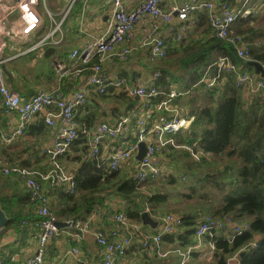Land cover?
<instances>
[{"label":"built area","instance_id":"built-area-1","mask_svg":"<svg viewBox=\"0 0 264 264\" xmlns=\"http://www.w3.org/2000/svg\"><path fill=\"white\" fill-rule=\"evenodd\" d=\"M64 1L65 7L57 9L63 19L56 23L48 0H44L45 11L41 9V0H0V113L9 119L17 116V124L10 127L13 138L23 137L37 118H42L52 131L51 141L41 151L51 164L46 173L21 168L0 157V175L15 179L26 189L40 217L30 227L27 222L21 226L38 239L37 251L26 260V264H63L66 259L80 260V245L87 235L93 237L102 251L100 264H117L123 260L136 237L141 240L142 250H152L161 259L176 256L180 264H193L194 255H197L206 263L213 262L217 243L221 239L232 245L237 238L251 231L248 220H218L199 212L195 242L187 248L176 245L165 247L164 237L183 233L182 218L179 216H161L156 219L157 228L151 230L130 220L125 211L127 204L121 201L120 205L113 202L106 207L98 205L86 218L69 219L65 221L66 227L59 228L57 223L61 221L50 208V195L63 185L67 186L69 193H76L74 178L60 160L68 155L81 135L86 139L87 159L95 161L109 174L118 173L126 164H132L129 176H133L143 189L164 176L168 167L167 157L172 154V149L189 152L198 164L209 160L211 154L198 149V144L179 145L176 141V136L189 131L196 120L191 105L179 102L180 97L191 94L193 88L182 90L183 84L177 82L171 83L168 88L161 86V71L153 66L148 73L138 72L129 77L111 75L106 67L131 59L135 50L132 45L133 30L145 16L149 18L150 27L140 39V48L145 51L150 64L165 61L172 45L180 49L179 45L192 33L194 18L198 15L207 17L211 38L228 42L239 59L249 61V43L244 36L236 35L235 25L239 20L251 22L257 7L264 2L257 0L250 5V0H242L244 10L241 11L234 10L227 0H188L172 7L163 6L165 0H139L133 8L127 6L126 0H111L104 33L84 46L74 48L67 59L55 62L58 89L40 90L28 100H23L9 86L6 75V65L15 57L4 58L3 54L9 50L20 57L45 50L49 45L59 46L64 21L70 18L79 1L89 3V0ZM45 16L51 20V27L45 36L40 37L38 32ZM163 32L168 33L170 41L163 38ZM57 33L60 38L55 40ZM262 44L257 42L256 46ZM28 45L31 47L27 48ZM260 65L264 71V63ZM250 69L244 64L235 65L226 56H216L199 84L214 89L233 79L236 87L246 94H264V77ZM84 72H88L85 76L87 80L74 92L69 95L60 92L63 78H80ZM110 91L135 101L134 107L112 123L100 121L89 129L86 123L78 120L79 111L91 106L89 100L94 95L103 97ZM9 138L0 131L1 142H8ZM142 143L146 146V153L141 161H137ZM144 212L150 213L148 204ZM108 220L115 224L114 228L99 227ZM60 236L68 237L74 246L62 254L64 260L57 258L56 262H50L49 253ZM260 238L255 234L239 250L227 255L226 264H242V255L252 254ZM0 264H3L1 256Z\"/></svg>","mask_w":264,"mask_h":264},{"label":"trees","instance_id":"trees-1","mask_svg":"<svg viewBox=\"0 0 264 264\" xmlns=\"http://www.w3.org/2000/svg\"><path fill=\"white\" fill-rule=\"evenodd\" d=\"M235 33L244 36L249 43V61L239 59L234 48L226 41L211 37L191 40L188 36L179 45L180 49H174L175 54L182 53L181 56L174 59V62L181 67L178 74L170 73L167 68H158L161 62L153 63L154 69L156 67L161 71V86L168 88L173 82L182 83L185 85L182 90L193 88L196 92L194 99L197 102H202V105L191 109L196 120L189 131L176 136L177 143L188 146L198 144V149L225 162L222 171H217L213 175L205 173L199 182V186L203 182L202 187L214 185L222 191L220 205L215 201L216 198L214 199L210 190L202 189L196 194V197H192L200 198L205 203L201 205L202 210L180 214L179 209H173L164 214L179 216L183 223L182 235L166 236L164 241L182 248L192 245L195 242L194 234L199 212L218 220L227 218H232L235 221L248 220L251 224V231L237 238L232 245L221 239L217 243L214 261L209 264H226L227 255L239 250L255 234L261 236L258 247L252 254H246L241 259V263L264 264V99L254 97L245 101L242 91L236 87L233 79L228 80L222 89L219 87L208 89L205 85L199 84L205 70L211 66L217 54L230 58L235 65L244 64L248 68H254L250 65L252 62L264 63V41H252L249 36H246L245 30L235 31ZM257 42H263V44L258 47L256 46ZM171 51L172 49H169V56ZM168 62L171 63V59L166 61V63ZM8 82H10L9 79ZM109 96H114L115 100L108 102L127 101L129 106L124 112L129 111L135 105V101H131L125 95L115 94L113 91H110L107 96H103V99L106 100ZM115 105L112 108V111L114 110L112 115L114 118H118L121 115V109L116 108ZM96 124L93 119L86 120L89 129H92ZM46 128L43 119L37 118L36 123L28 128V134L30 137L31 135L40 136L46 131ZM80 137L71 148L83 154L86 153L88 147L84 139L85 136L81 135ZM31 149L32 152L22 161L4 159L21 168L46 173L51 168L49 158L42 154V150L39 151L34 147ZM175 151L172 149V154ZM172 154L167 157L168 161ZM186 154L191 157L189 152ZM65 159L66 156L62 157L60 161H65ZM234 160L240 163L238 178L236 182H232L233 180L229 182L228 174L233 168ZM71 161L81 162V166L75 170H69L64 166L74 178L76 193H69L67 186L63 185L50 195V197L53 196V209H55L52 211L60 221L86 218L96 206H109V203L118 197L120 201L127 204L125 211L128 218L135 223L142 224L141 214L144 212L146 204L150 206V213L153 215L155 213L154 206H161L169 201L168 194L158 192L150 196L145 195L143 188L137 185L133 176L123 174V169L118 173L109 174L95 161L86 157H76ZM221 176L224 178L220 179ZM16 182L15 179L0 175V190L7 191L5 195L0 192V207L7 217L5 230L25 232L24 229H21L22 223L27 222L30 227L33 222L39 221L40 217L35 212L36 204L31 201L26 189L23 187V191L18 186L20 183ZM228 183L234 186H230ZM224 186L230 188L224 189ZM192 190H197V187ZM72 246H74V242L70 240V247ZM196 256L194 255V258Z\"/></svg>","mask_w":264,"mask_h":264},{"label":"crops","instance_id":"crops-1","mask_svg":"<svg viewBox=\"0 0 264 264\" xmlns=\"http://www.w3.org/2000/svg\"><path fill=\"white\" fill-rule=\"evenodd\" d=\"M64 1V0H63ZM139 0H126L127 6L133 8L136 3ZM188 0H165L163 2V6L166 7H172L174 5H180ZM199 1H211V0H199ZM229 1V4L234 10H244V6L242 5V0H227ZM255 1L257 0H250L251 3L255 4ZM261 2H264V0H260ZM111 0H89V3H84L83 1H79L77 4H80V7L78 8L77 12L73 17H71L69 20L67 19L64 21L61 31H62V42L59 46L54 47L53 45H49L46 47L45 50L42 51H34L26 55H21L20 57H16L6 65V73L9 74V77L7 76V79L9 78V86L17 92L19 95L22 96L23 100H28L33 95H35L40 90H48V91H54L58 89V82L56 81V73L54 70V64L58 60L61 59H67L69 54L74 48H79L84 46L86 43H88L91 39L95 37H100L106 28V21H107V13L108 9L110 7ZM52 6V13L55 15V17H60L59 20L62 21V15L57 10V6ZM255 7V6H254ZM246 8V7H245ZM263 11L264 13V4L262 6H258L256 10L255 16L251 19V22H248L247 20H239L237 21L235 25V31H239L243 29V26H247L246 22L248 24H252V20L258 18V15ZM107 12V13H106ZM84 16V17H83ZM261 18V17H259ZM207 21V17L205 15H198L194 18V26L192 29V33L189 35L191 40H194L195 38L198 39H208L210 37V31H209V24ZM56 23L58 21L55 20ZM150 27V21L148 17H144L143 20L139 25H137L133 30V44L135 47V50L133 52V56L131 59L123 64L118 63H111L109 64L106 69L111 75H120V76H132L138 72L141 73H148L149 68L153 66V64H150L146 58L145 51L140 48V39L145 34V32ZM50 28V27H49ZM50 29L46 28L45 19L44 22L39 30V36L43 37L45 36ZM256 32V31H255ZM256 33H264V28ZM60 35L59 33L56 34L55 40L59 39ZM163 38L170 41V37L168 36V33L163 32ZM194 38V39H193ZM196 40V39H195ZM172 46L169 48L171 49ZM49 49H55L56 52L51 53L48 57L45 56V53ZM177 49V48H176ZM217 56H222L218 55ZM10 57V56H9ZM20 61H23L22 67L24 69V72H21L19 69L21 65L19 64ZM42 67L45 75L41 74V72L36 73L38 71L36 67ZM79 67V66H77ZM9 70V71H8ZM250 70H255V68H251ZM32 74L36 73V76L39 77L38 79L34 80L36 83L34 85H30L27 83V80L23 78L24 74L22 73H29ZM88 72H84L82 77L80 78H74V77H65L62 79L61 86H60V92L64 93L65 95H69L72 92L75 91L84 81L85 76ZM7 75V74H6ZM31 80V79H29ZM227 82H224L223 84L219 85V89H222L225 87ZM198 87V86H194ZM199 89V88H198ZM196 92H194V95ZM244 96V100L248 101L249 99H252L254 97H261L264 99V94L261 95H249L244 92H242ZM185 97H192L191 94L184 95L180 97L179 102L182 105L183 104V98ZM107 100V101H106ZM106 100L103 99V97H99L97 95H94L89 100L91 106L88 109L80 110L78 113V120L80 122L86 123V120H94V123L100 122V121H108L110 123L114 122V120L118 118H114L112 113V108L114 107V104H116V108L121 109L120 113L122 114L125 110H127V107L129 106L127 101H120V103L116 102H108L110 99L107 97ZM264 101V100H263ZM183 105H191V109L194 107H198L199 105H202V102H197L194 97L192 98V101H190L188 104ZM1 106V101H0ZM91 114V116H89ZM37 120V119H36ZM17 116L13 117L12 119H9L2 115L0 113V131L4 134H6L9 138L8 142H1L0 141V157L6 158L8 160L12 161H22L28 157V155L32 152V147L35 149L41 151L50 141L52 137V131L49 128H46V131L41 134L40 136H34L28 134V130L26 131L25 135L21 138H13L11 136V125L17 124ZM36 123V121L34 122ZM33 123V124H34ZM32 124V125H33ZM31 125V126H32ZM27 134V135H26ZM28 151V152H27ZM88 158V149L86 153L80 151H75L71 148V151H69L68 155L66 156L65 161H62L63 165L66 166L69 170H75L79 166H81V162H73L72 159H75L76 157H86ZM238 163V162H237ZM131 167L132 164L128 163L123 169V174L130 175L131 173ZM240 168V163H238L237 172ZM37 170L39 168L37 167ZM203 172V171H202ZM2 176V175H1ZM16 182V181H15ZM18 183V182H16ZM155 183V182H153ZM19 184V183H18ZM21 187L24 191V188L21 184L18 185ZM155 187L154 185H150L149 191ZM192 186H190V189ZM199 188V187H197ZM2 194H6V190H0ZM155 194V193H153ZM152 195V194H150ZM149 195V196H150ZM52 197H50V208L51 210L55 211ZM174 197H170L168 203L161 205V206H154L155 213L151 216L156 220L157 218H160L162 215L167 213L165 210L166 207L171 202H175ZM120 199L118 197H115L113 199V204L120 205L119 204ZM53 205V206H52ZM174 209V208H173ZM171 209V210H173ZM196 209L192 210L194 212ZM52 211V212H53ZM66 219L65 221H67ZM62 221L61 222H65ZM100 228H108L112 229L115 227V224L105 221L104 225H100ZM151 230H153L150 227ZM65 241H62V240ZM141 240L139 238H134L132 245L128 251L127 256L119 261L117 264H179V258L176 256H172L169 259H161L156 256V254L152 250H142L140 248ZM165 247L171 246V244L166 243L165 241ZM70 247V239L65 236H61L54 242L52 249L49 253L48 260L50 262H56L57 258L62 259V254L68 250ZM38 248V239L35 235L31 234V232L25 231V232H17L15 230L6 231L5 229L0 232V256L3 259V264H26V260L33 256ZM81 248V259L80 260H73V259H62L63 264H100L102 260V251L101 249L96 245L93 237L91 235H87L84 238V241L80 245ZM175 258L177 261L175 262L173 260ZM175 263H174V262ZM212 263V262H211ZM193 264H209L201 260L199 257H195Z\"/></svg>","mask_w":264,"mask_h":264},{"label":"rangeland","instance_id":"rangeland-1","mask_svg":"<svg viewBox=\"0 0 264 264\" xmlns=\"http://www.w3.org/2000/svg\"><path fill=\"white\" fill-rule=\"evenodd\" d=\"M48 2L50 4V6L52 4L53 6H57V7H61V8H64L66 5L65 1H63V0H48ZM79 7H80V4H77L74 7L73 11L71 12L72 15L70 16V18L75 15V13L77 12ZM41 9L43 11H45L44 0H41ZM51 10L53 11L52 6H51ZM259 17H261V18H259ZM54 19L59 22V20L61 18L54 16ZM45 23H46V28L50 29L49 27H51V20L47 16H45ZM246 23H247L246 24L247 26L246 27L243 26V29L246 31V33H245L246 36H249V38H251L252 41H259V40L264 41V33H256V32H259L260 30H262L264 28V13H263V11L258 15V18L252 20V24H248V22H246ZM195 39L197 40V38H195ZM29 47H31V45L27 46V48H29ZM171 49H172V51H171L170 56L165 61L161 62L158 65V68H160V69H161V67L167 68V69H169L170 73L178 74L179 71L181 70V67L174 62V59H176V57H178V56H181L182 53H178V54L176 53L175 54L174 49H176V48L174 47V45H172ZM15 54H16L15 52L11 53L9 50H6L3 54V57L8 58L9 56H15ZM169 59H171L172 62L166 63V61H168ZM19 64L21 65V67L19 69L21 70V72H24V69L22 67L23 61H20ZM170 64H171V66L168 67V65H170ZM36 69L38 70V71H36V73L41 72V74L45 75V72H44L42 67L37 66ZM36 73L35 74H32L31 72L26 73V74L22 73V74H24L23 78H25L27 80V83H29V86L34 85L36 83V81H34V80L39 78L36 76ZM29 79H31V80H29ZM184 86L185 85L182 86V89L184 88ZM194 92H195V90H192V93H191L192 97L183 98V101H182L183 104H188L190 101H192V98L195 97ZM108 98L110 99L109 101L115 100L114 96H109ZM120 98H122V97H120ZM80 138L83 139V137H80ZM85 142H86V139H85ZM186 152L187 151H185V150L175 151L168 161L167 171H165L164 176L161 177L155 183L148 184L143 189L144 194L150 195L153 193L160 192L163 194H168L169 198L171 196L174 197L176 201L171 202L168 205V207L165 208V210L167 212H169L173 208L179 209L180 214L187 213L188 211H192L194 209H196L197 211L203 209L201 207V205H204L205 203H203L200 198H192V197H196V194L198 192L202 191V189L210 190V192L214 196V199L216 198L215 201L220 205V203L222 202V200H220L222 191L218 190V188L215 187L214 185H207V187H205V186L202 187L203 182H201L200 186H199V182L201 180V176L205 173L206 174L209 173V174L213 175L217 171H222L224 169L225 162L220 161L217 158L215 159L213 156H211L209 160H206L207 161L206 163L198 164V163H195L194 160L192 159V157H189L186 154ZM232 167H233L232 170L228 174V180H229V182H231L232 180H233L232 182H236L237 178H238L237 177L238 176L237 160H234L232 162ZM167 173H169V176H166ZM223 178H224V176L220 177V179H223ZM173 180H175V182H173ZM150 185H154L155 187H153L149 191ZM228 185L234 186L231 183H228ZM190 186L193 187V188L191 187L192 189H196V187H199V188H197V190H192V189H190ZM228 188H230V187L224 186V189H228ZM208 213H210V212H208ZM58 241H59V239H58ZM62 241H65V240H62ZM170 257H172V256L167 257V259H169ZM173 260L175 262L177 261L175 258H173Z\"/></svg>","mask_w":264,"mask_h":264},{"label":"water","instance_id":"water-1","mask_svg":"<svg viewBox=\"0 0 264 264\" xmlns=\"http://www.w3.org/2000/svg\"><path fill=\"white\" fill-rule=\"evenodd\" d=\"M53 52H56V50L55 49H49L46 51L45 56L48 57ZM250 65H251V67H254L255 70L258 73H261L262 76L264 77V71L262 70L261 65L259 63L252 62V63H250ZM6 74L9 77V74L8 73H6ZM145 153H146V146L144 143H142L140 145V151L136 157V160L141 161L144 158ZM141 219H142V224L144 226H148V227H151L153 229L157 228V226H158V222L150 215L149 212H142ZM6 224H7V217L5 215V212L0 207V232L5 229ZM57 225L59 228H64L67 226V224L65 222H58ZM242 257H244V255H242Z\"/></svg>","mask_w":264,"mask_h":264}]
</instances>
